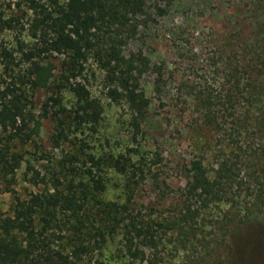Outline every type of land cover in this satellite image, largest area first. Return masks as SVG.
<instances>
[{"label": "rangeland", "instance_id": "rangeland-1", "mask_svg": "<svg viewBox=\"0 0 264 264\" xmlns=\"http://www.w3.org/2000/svg\"><path fill=\"white\" fill-rule=\"evenodd\" d=\"M0 3L6 16L13 15L20 22L0 34V46L19 59V51L29 52L37 41L31 34L32 13L25 0ZM154 4L147 0L135 36L125 40L122 50L126 56L141 53L149 60L150 68L139 79L149 100L143 122L135 127L127 105L108 98L104 73L91 58L77 81L100 103L98 124L74 125L75 98L67 88L58 94L54 87L29 93L28 109L39 128L26 145L12 144L24 162L10 187L14 194L3 192L4 184H0V215L8 213L16 197L24 200L29 192L50 189L53 175L63 185L71 180L76 184L81 178L74 171L89 169L104 186L95 195L98 201H124L125 179L110 166L111 157L124 154L144 165L145 173L136 178L133 213L153 226L156 247L139 244L140 254L127 262L128 256L121 251L123 235L117 234L80 264H264V176L260 178L264 109L240 125L238 120L246 110L242 96L225 104V96L235 92L236 83L240 91L250 79L258 84V76L263 77L257 55L264 51V0H167L158 5L164 12ZM47 57L44 63L55 67L57 80L66 56ZM155 68L163 73L155 83L159 94L152 91L158 77ZM56 97L71 119L54 106L51 99ZM202 99L211 101L218 126L203 124ZM89 157L100 163V170ZM194 159L202 160L210 173L228 160L236 180L228 187L226 199L202 207L186 198L184 168ZM30 167L42 179L37 186L28 181L34 173ZM91 205V213L99 215L96 204L91 201ZM186 207L197 211L191 228L180 222ZM170 221L182 226L165 228Z\"/></svg>", "mask_w": 264, "mask_h": 264}, {"label": "trees", "instance_id": "trees-1", "mask_svg": "<svg viewBox=\"0 0 264 264\" xmlns=\"http://www.w3.org/2000/svg\"><path fill=\"white\" fill-rule=\"evenodd\" d=\"M25 1L32 13L30 27L32 38L37 40L35 46L29 52L20 50L22 57L19 59L12 51L0 46V184H4L2 191L7 193H13L10 187L24 162L23 154L13 151L12 144L26 145L39 128V121L34 120L28 109L31 104L29 93L54 87L58 94L67 88L75 98L74 125L79 128L98 124L100 103L92 99L86 87L77 81L84 64L91 58L104 73L108 98L127 105L135 127L143 122L149 106V100L139 85V79L150 68L149 60L141 53L126 56L122 51L125 40L135 36L138 19L145 15L147 0ZM152 1L157 10L164 12L158 5L167 0ZM2 8L0 3V34L13 30L20 23L13 15L6 16ZM52 54L66 56L57 80L53 76L55 67L44 63ZM257 59L264 67V51L257 55ZM155 72L158 77L152 91L159 94V85L155 83L161 80L163 73L160 68H155ZM258 78L261 79L258 84L250 79L240 91L236 83L235 92L229 91L225 96V104H231L238 95L246 102L242 120H238L240 125L249 121L250 114L264 109V86H261L264 74ZM51 100L61 114L71 119L70 113L60 108L59 98ZM199 102L201 113L206 111L202 116L203 124L218 126L210 111L211 101L202 99ZM88 159L100 170V163L94 157ZM110 159L111 168L125 179L123 187L127 195L124 201H98L95 195L104 190V186L100 177L95 178L90 169L74 171L81 178L76 184L71 180L63 185L53 175L50 189L46 186L44 191L29 192L24 200L16 197L8 213L0 215V264H80L95 249H100L108 237L117 234L123 235L121 251L128 256L127 262L140 254L137 253L139 244L155 248L157 237L153 226L133 213L136 178L145 173L144 165L132 162V157L124 154ZM184 169L187 174L185 196L202 207L226 199L228 187L236 180L227 159L218 163L212 173L200 159L190 161ZM30 170L34 173L28 181L37 186L42 179L32 167ZM263 176L264 168L260 178ZM86 177L88 181H84ZM236 184L240 186V183ZM91 201L96 204L99 215L91 213ZM196 215V210L186 207L181 224L191 228L190 222ZM181 224L170 221L164 226Z\"/></svg>", "mask_w": 264, "mask_h": 264}]
</instances>
